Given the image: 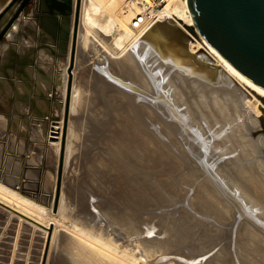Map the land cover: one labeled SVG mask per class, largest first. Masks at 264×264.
Instances as JSON below:
<instances>
[{"label":"bare ground","instance_id":"6f19581e","mask_svg":"<svg viewBox=\"0 0 264 264\" xmlns=\"http://www.w3.org/2000/svg\"><path fill=\"white\" fill-rule=\"evenodd\" d=\"M124 1L81 2L79 27L82 19L85 33L79 35L78 29L77 44L80 40L97 54L99 47L106 48L102 36H111L121 53L116 57L119 60H99L90 72L85 71L102 104L90 120L98 121L106 114L108 121L116 115L122 125L114 127L116 137L109 140H101L105 127L94 125L102 128L98 134L90 129L94 144L82 147V140L78 149L70 147L74 132L71 126L67 128L65 157L90 147L91 152L82 154L81 176L76 179L85 193L74 197L71 191L64 197L61 191L58 210L51 211L55 217L67 218L74 209L70 213L69 207L75 204L78 220L92 222L95 229L77 227V223L72 230L58 225V235L57 222L46 220L50 244L59 245V264H264V89L233 68L197 31H191L195 23L188 0H166L159 5L154 0H133L132 7ZM147 5L154 7L148 13L153 19L147 17L144 25L135 28V16L146 12ZM75 71L69 116L82 101L75 90ZM106 74L115 76L121 86L110 82ZM68 79L67 67L64 100ZM55 129L58 142L50 144L59 153L63 122ZM163 169L175 176L182 174L179 183L186 189L177 190V179L155 174ZM155 184L166 193L185 194L184 199L193 193L178 213L182 218L172 224L161 218L166 205ZM87 197L102 198L125 217L89 215ZM20 198L17 191L0 183L1 207L18 206L24 215L44 223L45 214L34 210L35 206L43 209L41 205L29 207L30 201L26 199L25 205ZM101 205L97 203L95 210ZM97 221L106 227L100 229ZM130 223L132 227L126 229Z\"/></svg>","mask_w":264,"mask_h":264},{"label":"water","instance_id":"95a60500","mask_svg":"<svg viewBox=\"0 0 264 264\" xmlns=\"http://www.w3.org/2000/svg\"><path fill=\"white\" fill-rule=\"evenodd\" d=\"M81 2L0 0V182L54 212L61 196ZM188 5L191 31L264 89V0H188ZM63 111L58 153L50 143L58 142L53 134Z\"/></svg>","mask_w":264,"mask_h":264},{"label":"rangeland","instance_id":"374dc122","mask_svg":"<svg viewBox=\"0 0 264 264\" xmlns=\"http://www.w3.org/2000/svg\"><path fill=\"white\" fill-rule=\"evenodd\" d=\"M124 4L127 5L128 7H132L133 0H126V1H124ZM101 5H102V3H101ZM103 7L105 9H107V6H103ZM106 16H108V15H106ZM81 18H82V15H81ZM81 33L82 34L85 33V28H84V26H82V19H81V26L79 27V35ZM102 37L105 39L104 42L106 43L105 44L106 48L104 49L102 47L103 49H100L101 47H99V51L97 54L90 47H89V49H90L89 50L85 45L82 46L83 44L80 43L81 42L80 40H78L77 52H76V61H75V64H76L75 70L76 71H75V76H74V82H75V90L77 89L79 97L82 101L79 100V102H81V103H79V102L77 103L76 107L77 106L78 107L75 108L76 109L75 113L72 116L71 115L69 116V121H68V129L71 126L70 130L75 133V134L72 133L73 137L70 140L72 143L70 145V147L73 146L72 148H74V149H75V147H76V149H78V147H80V143H81L80 141H82V140H83L82 141V147L85 146V144H87V143L94 144V141H92L93 138H89L90 133H92L90 131L95 130L96 134H98V133H100V131H102L101 127L98 128L97 126H94V125L102 124V126L105 127V130H104L105 132H103V137L101 138V140H104V139L109 140L110 138H115L116 132H114V127L116 126V128H117L118 126L122 125V122L120 121V119L117 120L118 117H116V115L112 119L110 118L108 121H107V115L106 114L101 115L99 117L98 121L90 120V117H92V112L101 108L102 104L98 100L97 93L92 88V84L89 83V79H88L89 73H88V75H86L85 71L90 72L91 67L95 66L97 64V62H100L102 60H111L112 61L114 58L116 60H119L116 57L121 56V53L119 52L120 49L116 48V46L112 40V37L110 36L111 37L110 38L109 36H106V35H103ZM90 38L92 39L93 37L90 36ZM79 39H80V36H79ZM92 40H94V39H92ZM107 42H108V44H107ZM79 44H81V45H79ZM86 50H88V51H86ZM195 50H197V49H195ZM103 54H105L107 57H110V59L107 58ZM96 55L98 56V58ZM93 64H95V65H93ZM68 65H69V60H68L67 66L64 68V71H63L64 78H65V71L67 70ZM211 66L215 67L216 64H211ZM214 77H216V76H214ZM106 78L110 82L121 86L120 85L121 82H119L115 76L106 74ZM76 86H77V88H76ZM213 87L218 88L217 85H213ZM88 93H89V96H88ZM64 95H65V93H64ZM118 112H119V110H117V113ZM119 113H121V112H119ZM64 114L65 113L63 111L62 116H61V120H60V122L61 121L63 122V126H64ZM117 115H119V114H117ZM113 120H114V122H113ZM90 125H92V127L94 129L92 127H90ZM85 128H87V129H85ZM86 131H87V133H86ZM111 132H113V133H111ZM75 136L77 137L78 140L73 139ZM67 137H68V132H67ZM83 142H85V143H83ZM103 142L104 141H102L101 143H103ZM66 144H67V142H66ZM82 147L80 148V151L77 150V152H75L74 155L72 154V152L70 150V152H71L70 156L65 157L66 159L64 161V171H63L62 188H61V191H63L62 194L64 197H67V195L69 196L71 191L73 192L74 197L77 195L79 196L80 194L85 193L82 189L79 188V185H78L76 179L81 176V173L78 174V172L82 171V168H81L83 166L82 160L84 158V156L82 157V154L84 153L86 156V154L91 152V151H90V147H86V149L82 148ZM93 148L95 149V146H93ZM98 148H101L102 150H105V149L108 150L107 148L100 147V146ZM92 151H93V149H92ZM73 157H75L74 161H73ZM207 159L212 160V157L208 156ZM76 160L78 161L77 163H76ZM73 162H74V165H72ZM68 163H70V164H68ZM78 164H79V167H78ZM75 165H76V167H75ZM73 167H75V169ZM158 167L168 168V165H166V164L162 165V164L158 163ZM57 171H58V167H57ZM155 174L164 175L171 180L177 179V181L175 183V187L177 188V190L178 189H186V187H184L182 184L179 183V179L182 176V174L175 176V175L167 172L164 169L157 171ZM106 180L111 183V177H107ZM56 181H57V173L55 175V185H56ZM1 184H3V183H1ZM155 186L161 192V198L160 199H163L165 201V205H166V208H164V210L162 211L164 214L162 215L161 218L166 219L167 224H172L176 220H178V218L181 217V215H179L178 213L180 212L181 208L186 203V201L188 202L190 200L193 193L188 194L187 197L184 199L185 194H183L181 192L169 194V193H166L160 187V185L155 184ZM112 188L115 191L116 185L112 184ZM19 197H21V198L18 199V201L24 203L25 205H27L29 203L28 201H26V199H28L30 201V203L28 205L29 207L34 208L33 207L34 205L30 206V204H35L37 206L39 205L38 203L31 200V198H29L25 195H22L20 193H19ZM24 197H25V199H24ZM22 198L24 199V201L21 200ZM178 200L181 202L176 203V201H178ZM31 201H32V203H31ZM19 202L17 204L20 205L21 208H23L24 206L23 205L21 206V204ZM97 203L98 204L103 203V205H101V209L95 210V205H97ZM171 204H175V205H171ZM85 205L89 211V215L92 214L91 216L96 215V214L97 215L109 214L115 220H117L118 218H124L125 217L123 211H120L119 208H117V207L109 208V207H111V204L108 202L104 203V200H102V198H99L96 200V199H90L87 197V201H86ZM14 207L15 206H13V208ZM41 207L43 209H38L35 206L34 210L39 212V213L43 212V214H45L44 215L45 220H44V223H42V224H41V222L39 223V220L35 216L24 215L25 214L24 211L22 209H20L18 206H17V208L15 207L13 209V208H9V207L6 208L5 206L1 207V204H0V264H59V258H60L59 257V245L56 243L50 244L51 234L49 233V230L47 229V227L44 226V224L46 222L48 223V221L50 219L57 222V229H55V234L57 233L58 235H59V233H61V229H63L64 227H66V228L68 227V229H69L70 227L76 226V225H74L76 223H77V227L83 226L86 229H90V230L95 229L92 222L86 221V220H78V216H77V213L75 210V204H72L69 207L70 213H72L71 212L72 208H74V209H73V213L71 214V216H67L68 219L66 217H58V216L55 217V216H53L54 214H53V211H51V209L49 210L48 208L43 207L42 205H41ZM44 210H46V211H44ZM106 210H108V211H106ZM156 213L160 214V211H157ZM51 217H54V218H51ZM66 219H67V221H66ZM130 219L131 218H127V220H129V221H131V220L135 221V219H131V220ZM46 220H48V221H46ZM68 222L72 225H70ZM101 222L102 221H97V223H96V225L99 226L100 229H102L104 226L106 227V225L103 222L102 223ZM58 225L60 227H62V225H63V227L60 229V227ZM132 225L133 224L130 223L125 228L129 229L130 227H132ZM70 229L72 230V228H70ZM56 230H58L59 233ZM87 232H89V231H87ZM177 232L178 231H175V234ZM93 236L98 237V235H94V234H93ZM221 247H222V245H221ZM215 253H216V251H215ZM215 253L213 252L210 255H208L207 257H205V260L210 259V257L214 256ZM200 260H203V258ZM179 261L182 262L183 260L179 259ZM173 263L174 262H171V264H173Z\"/></svg>","mask_w":264,"mask_h":264},{"label":"built area","instance_id":"2783aa9c","mask_svg":"<svg viewBox=\"0 0 264 264\" xmlns=\"http://www.w3.org/2000/svg\"><path fill=\"white\" fill-rule=\"evenodd\" d=\"M136 1V0H135ZM165 1L166 0H154V5H159V4H165ZM152 8H154V7H152V6H146V12H142V13H140V14H137L136 16H135V18H134V20H133V26L135 27V28H139V27H141L142 25H144V23L146 22V20H147V17L148 18H152L153 16H151L150 14H148L149 13V11H150V9H152ZM162 8H164V6L163 7H159V8H157V9H162ZM153 19V18H152ZM156 19V18H155Z\"/></svg>","mask_w":264,"mask_h":264},{"label":"crops","instance_id":"0c3cea01","mask_svg":"<svg viewBox=\"0 0 264 264\" xmlns=\"http://www.w3.org/2000/svg\"><path fill=\"white\" fill-rule=\"evenodd\" d=\"M68 60H69V58H68ZM66 77H67V70L65 71V79H66ZM65 82H66V81H65ZM65 82H64V83H65ZM61 122H62V121H61ZM61 122H60V123H61Z\"/></svg>","mask_w":264,"mask_h":264}]
</instances>
